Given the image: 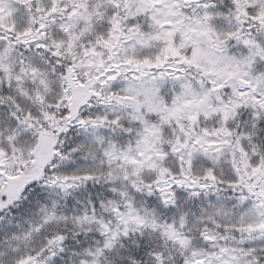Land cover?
Returning <instances> with one entry per match:
<instances>
[{
    "label": "snow or ice",
    "instance_id": "snow-or-ice-1",
    "mask_svg": "<svg viewBox=\"0 0 264 264\" xmlns=\"http://www.w3.org/2000/svg\"><path fill=\"white\" fill-rule=\"evenodd\" d=\"M0 264H264V0H0Z\"/></svg>",
    "mask_w": 264,
    "mask_h": 264
}]
</instances>
